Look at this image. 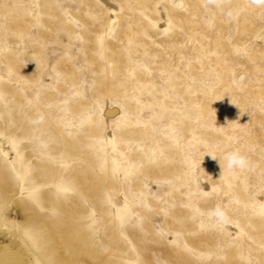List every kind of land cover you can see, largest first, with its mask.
<instances>
[{"label":"rangeland","instance_id":"rangeland-1","mask_svg":"<svg viewBox=\"0 0 264 264\" xmlns=\"http://www.w3.org/2000/svg\"><path fill=\"white\" fill-rule=\"evenodd\" d=\"M0 231L60 264H264V4L0 0Z\"/></svg>","mask_w":264,"mask_h":264},{"label":"bare ground","instance_id":"bare-ground-1","mask_svg":"<svg viewBox=\"0 0 264 264\" xmlns=\"http://www.w3.org/2000/svg\"><path fill=\"white\" fill-rule=\"evenodd\" d=\"M42 235L38 234V238ZM40 243L22 245L14 232L0 231V264H60L50 261L51 247L47 240Z\"/></svg>","mask_w":264,"mask_h":264},{"label":"clouds","instance_id":"clouds-1","mask_svg":"<svg viewBox=\"0 0 264 264\" xmlns=\"http://www.w3.org/2000/svg\"><path fill=\"white\" fill-rule=\"evenodd\" d=\"M251 3L260 5L264 4V0H251ZM240 79L242 82L243 77H241ZM223 160L225 161V166L229 170H245L251 165L249 157L241 150H233L230 152H226L223 156ZM219 215L223 216L224 213L220 212Z\"/></svg>","mask_w":264,"mask_h":264}]
</instances>
